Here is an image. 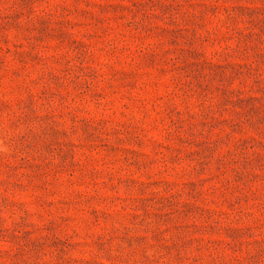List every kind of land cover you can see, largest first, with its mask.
<instances>
[{"label": "rangeland", "instance_id": "rangeland-1", "mask_svg": "<svg viewBox=\"0 0 264 264\" xmlns=\"http://www.w3.org/2000/svg\"><path fill=\"white\" fill-rule=\"evenodd\" d=\"M0 264H264V0H0Z\"/></svg>", "mask_w": 264, "mask_h": 264}]
</instances>
